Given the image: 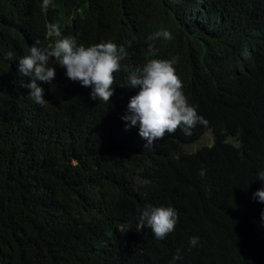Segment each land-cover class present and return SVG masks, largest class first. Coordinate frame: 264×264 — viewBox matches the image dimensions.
<instances>
[{
    "label": "trees",
    "instance_id": "1",
    "mask_svg": "<svg viewBox=\"0 0 264 264\" xmlns=\"http://www.w3.org/2000/svg\"><path fill=\"white\" fill-rule=\"evenodd\" d=\"M0 264H264V0H0Z\"/></svg>",
    "mask_w": 264,
    "mask_h": 264
},
{
    "label": "rangeland",
    "instance_id": "2",
    "mask_svg": "<svg viewBox=\"0 0 264 264\" xmlns=\"http://www.w3.org/2000/svg\"><path fill=\"white\" fill-rule=\"evenodd\" d=\"M211 142H212V136H211V134H205L204 137H202L198 142H196V143L188 146L187 148L189 150H194V149L198 148L201 145L211 144Z\"/></svg>",
    "mask_w": 264,
    "mask_h": 264
}]
</instances>
